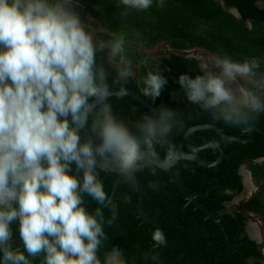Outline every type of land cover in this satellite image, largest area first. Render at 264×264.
Listing matches in <instances>:
<instances>
[{
    "label": "clouds",
    "instance_id": "clouds-1",
    "mask_svg": "<svg viewBox=\"0 0 264 264\" xmlns=\"http://www.w3.org/2000/svg\"><path fill=\"white\" fill-rule=\"evenodd\" d=\"M119 3L146 11L154 3L163 8L166 0ZM78 5L79 0H0V264H32L41 255L43 264H130L118 246L99 255L108 240L105 229L118 216L101 171L132 179L145 170L154 175L157 166L173 168L184 158L169 139L182 124L175 111L160 107L132 127L114 114L110 98L127 96L134 76L126 37L113 33L107 45L108 56L118 61L116 88L97 62L98 48ZM210 62L218 72L201 61L203 75L178 77L188 102L228 126H246L264 113V80L257 81L260 93L231 87L238 78L256 77L257 59L236 62L225 55ZM166 84L159 71H149L139 92L155 101ZM157 146L165 149L162 157ZM148 187L156 190L158 182ZM85 196L98 205L93 211L85 207ZM14 222L23 251L10 243ZM151 240L167 244L158 228Z\"/></svg>",
    "mask_w": 264,
    "mask_h": 264
},
{
    "label": "trees",
    "instance_id": "trees-1",
    "mask_svg": "<svg viewBox=\"0 0 264 264\" xmlns=\"http://www.w3.org/2000/svg\"><path fill=\"white\" fill-rule=\"evenodd\" d=\"M79 5L86 7L92 18V21H88L86 13L79 11L82 22L102 29L95 33L99 41L107 44L112 40L113 33L125 35L127 58L132 61V67L138 66L139 73L137 83L133 79L129 80L126 85L128 90L140 94L142 80L149 71H159L166 78L167 84L155 101L142 97L153 108L167 107L177 113L176 119L182 121V124L174 128L169 139L181 153L189 152L184 142L185 132L198 125L216 122V127L225 135L241 140L248 138L245 130L250 127H257L264 132V113L254 115L246 126H228L186 100L177 79L181 74H187L190 78L203 75L196 61L172 53L157 61H143V55L128 43H143L147 49L165 43L176 52L200 49L217 57L227 55L236 62L255 58L260 62V68L256 77L250 79L260 81L264 80V27L249 34L239 21L229 17L214 0H166L163 8L154 3L146 11L126 9L119 0H79ZM97 62L102 63L110 73L108 80L110 86H113L116 68L108 62L107 50L97 53ZM112 62L118 63L115 58H112ZM113 87L118 88L119 85ZM247 88L255 90L251 85ZM110 103L117 118L129 127L141 116L154 114L130 97H111ZM82 136L85 134L82 133ZM209 141H215L216 146L204 148L201 159L207 164H213L222 153L224 158L221 162L208 168L181 161L174 167V171L191 194L200 195L197 201L206 210L222 218L226 237L216 223L205 219L203 212L191 204L186 206L184 196L169 181L168 175L155 168L154 175L149 170L135 174L145 192L144 213L159 225L167 239L165 246H155L151 235L156 228L138 217L137 194L131 182L122 177L112 196L117 176L111 173L106 177L101 171L105 191L118 205L116 221L105 229L108 240L99 253L101 258L104 251L112 246L121 248L130 264H246V258L257 256L254 244L243 230L244 216L232 208L233 213H229L223 204L230 202L240 192L241 178L238 170L248 163L252 177L259 185V192L247 201L244 210L254 214L264 213V162L253 163L256 158L264 156V137L252 131V142L239 144L224 141L212 131H197L190 136V142L197 147H203ZM157 151L162 157L165 149L157 146ZM73 174L80 175L75 166ZM153 181L158 182L156 190L148 187ZM124 197H128V203L122 202ZM84 204L89 211L98 206L88 196L84 197ZM110 215L105 210V216ZM11 227V246L23 251L17 223L14 222ZM32 264H43L42 255L32 259Z\"/></svg>",
    "mask_w": 264,
    "mask_h": 264
},
{
    "label": "flooded vegetation",
    "instance_id": "flooded-vegetation-1",
    "mask_svg": "<svg viewBox=\"0 0 264 264\" xmlns=\"http://www.w3.org/2000/svg\"><path fill=\"white\" fill-rule=\"evenodd\" d=\"M217 2L222 10L232 19H235L239 21L243 28L247 30L249 34H251L254 31L261 30V27H264V0H214ZM251 8V9H250ZM255 10V12L253 11ZM78 11H82L85 13H89V10L86 7H83L81 5H78L77 8ZM192 52L194 51H200V49H193L191 50ZM203 51V50H202ZM188 52L190 51H181V55H177L179 57H182L184 59H192L198 63V69L199 71L203 74V72L199 68V63L200 61L195 58V56L192 54H189ZM205 53H208L204 51ZM211 56H215L214 54L208 53ZM176 55V54H175ZM250 79V78H249ZM251 81H254L250 79ZM257 83V81H254ZM252 86V85H251ZM231 87H233L231 85ZM253 87V86H252ZM234 88V87H233ZM247 88V87H246ZM254 88V87H253ZM255 89V88H254ZM261 92V89L259 90V93ZM246 131V130H245ZM257 160H261L259 163H257ZM264 162V156L263 157H258L256 158L253 163L261 164ZM242 169V175L240 174V169ZM247 174V177L245 176ZM248 174H250V185L248 184ZM238 175L241 178V190L240 192L236 195L238 196L242 191H243V181L246 183V188L247 189L249 186V190L246 193L248 194V197L238 203V208L234 210V212H238L242 214L245 218L244 221V233L247 236L248 240L254 244L257 252V256L255 258L248 257L244 261L246 264H264V234L263 229H264V213L261 214H254L251 212H247L244 210V206L249 201V199L256 193L259 192V185H257L252 177V174L249 170L248 163H245L243 166H241L238 170ZM235 196V197H236ZM198 202V201H197ZM231 202V201H230ZM199 203V202H198ZM229 202H226L223 204L224 208L229 212L233 213L231 209L226 206V204ZM200 204V203H199ZM233 206V205H232ZM223 212L219 215H222ZM218 218V217H217ZM218 219H222L221 217ZM256 219V221H254ZM222 222V221H221Z\"/></svg>",
    "mask_w": 264,
    "mask_h": 264
},
{
    "label": "water",
    "instance_id": "water-1",
    "mask_svg": "<svg viewBox=\"0 0 264 264\" xmlns=\"http://www.w3.org/2000/svg\"><path fill=\"white\" fill-rule=\"evenodd\" d=\"M237 85H238L237 82L232 83V86L234 88H236ZM128 92H129V94L126 97H130L132 100L138 102L139 104L142 105L143 108L147 109L149 112L154 113L155 110L158 109V107L153 108V107L149 106L144 101L142 95H140L139 93H136L135 91H132V90H128ZM197 131H212L224 141L234 142V143H239V144H248V143L252 142V131H256L258 134H260L262 137H264V132L259 130L257 127H250L249 129H247L245 131L248 134V138L246 140H241V139L235 138V137H229V136L225 135L222 130H219L216 127V122H213L210 125H198V126H195V127L188 129L184 134V142H185V145H186L187 149L189 150V152L182 153L184 158H182L180 160V162L181 161H188V162L196 163L200 166L208 167V168L213 167V166L217 165L219 162H221V160L224 158V155L222 153H220L217 161L213 164L205 163L201 159V154H202V150L204 149V147H197L190 142V136L194 132H197ZM260 161L261 160H257L256 162L259 163ZM156 168L164 171L168 175L169 181L171 183H173L176 186V188L180 191V193L184 196L185 201H186V206L191 204L194 206L195 209H198L201 212H203L205 215V219H207V220L210 219L214 223H216L220 227V229L222 230L224 237H226L224 229H223L222 224H221V219H218L217 217H215V215L213 213L206 210V208H204L201 204H199L197 202V199L200 197V195L191 194L187 190V188L184 186V184L181 182L180 178L177 176L176 172L174 171V167L170 168L168 170H164L162 167H159V166H157ZM242 169H243V167L239 171L240 174L242 173ZM102 172H104V171L102 170ZM104 173H105L106 177L111 174V173H106V172H104ZM114 174H116V173H114ZM116 176H117V179L114 183L112 196L114 194V190L116 189L118 183L122 179V177L118 176L117 174H116ZM128 180L131 182V184L134 188V191L137 194L138 217L142 220V222H147L150 225H152L153 227H155L156 229L157 228L160 229L159 225L154 220H151L150 218H148L146 216V214L144 213L143 199L145 198V192L142 190L139 181L137 180V178L135 176H134V178L128 179ZM248 181H249L248 184L250 185V182H251L250 181V174H248ZM247 187L248 188L245 189L246 183H245V181H243V188H244L243 191L238 196L234 197L231 200V202L227 203L226 206L237 205L241 201L245 200L248 197V194L246 195V193L250 189L249 186H247Z\"/></svg>",
    "mask_w": 264,
    "mask_h": 264
},
{
    "label": "rangeland",
    "instance_id": "rangeland-1",
    "mask_svg": "<svg viewBox=\"0 0 264 264\" xmlns=\"http://www.w3.org/2000/svg\"><path fill=\"white\" fill-rule=\"evenodd\" d=\"M86 19L88 21H92V18L91 16L89 15V13L87 12L86 13ZM86 24V23H85ZM86 31L89 32V34L92 36L93 38V41L94 43L96 44L97 48H98V52L100 51H105L107 50V45L109 43H104V42H101L97 39V37L95 36V33H98V32H101L102 29L100 27H93L92 25L90 24H86ZM128 43L131 44L132 48L137 52V53H141V55H143V61L144 60H147V59H151L153 61H157L161 58H165L168 54H176V55H181L180 52H176L174 51L173 49L170 48L169 45L165 44V43H160V44H157L155 47L151 48V49H147L145 48L143 45V43H134V42H131V41H128ZM189 54H192L195 56V58H199L197 60H199L200 62L201 61H208L209 62V70L216 73L218 72V69H216L212 64H211V60H213L215 57L214 56H211L209 55L208 53H205L204 51L200 50V51H190L188 52ZM108 62L110 63V65L114 68H117L118 66V63H113L112 62V58L108 56ZM133 68V72H134V76L132 77L133 81L135 83L138 82V66L136 67H132ZM237 84L239 85H242L243 87H247L248 85H252L254 88H255V91H257L259 93V90H260V86L254 82V81H251L249 78H238L237 80ZM237 85V86H238ZM241 204V203H240ZM239 204V205H240ZM238 204L237 205H233V206H230L228 207L229 209H234L236 210L239 206ZM256 221V219L254 220ZM264 227V226H263ZM264 234V229H263V232ZM264 239V237H263Z\"/></svg>",
    "mask_w": 264,
    "mask_h": 264
},
{
    "label": "bare ground",
    "instance_id": "bare-ground-1",
    "mask_svg": "<svg viewBox=\"0 0 264 264\" xmlns=\"http://www.w3.org/2000/svg\"><path fill=\"white\" fill-rule=\"evenodd\" d=\"M245 176L247 177V174H245Z\"/></svg>",
    "mask_w": 264,
    "mask_h": 264
}]
</instances>
